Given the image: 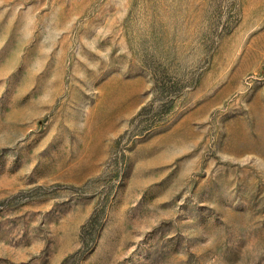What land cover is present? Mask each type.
I'll list each match as a JSON object with an SVG mask.
<instances>
[{"label": "rangeland", "instance_id": "obj_1", "mask_svg": "<svg viewBox=\"0 0 264 264\" xmlns=\"http://www.w3.org/2000/svg\"><path fill=\"white\" fill-rule=\"evenodd\" d=\"M0 264H264V0H0Z\"/></svg>", "mask_w": 264, "mask_h": 264}, {"label": "trees", "instance_id": "obj_2", "mask_svg": "<svg viewBox=\"0 0 264 264\" xmlns=\"http://www.w3.org/2000/svg\"><path fill=\"white\" fill-rule=\"evenodd\" d=\"M169 92H170V88L166 86H164L160 91V93L163 95H167ZM153 103H154L153 101L149 102L147 105L141 108L139 114L137 115L139 124H142V127H140V129L137 131L139 134H145L146 136H151L157 133L159 131V128L167 122V118L172 104L171 99L169 100L168 98L162 100L156 107H153L154 105ZM96 217L98 216L96 215L93 216L92 220L94 221ZM98 224L99 223L94 222L92 228L93 229L99 228Z\"/></svg>", "mask_w": 264, "mask_h": 264}]
</instances>
